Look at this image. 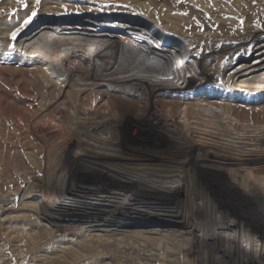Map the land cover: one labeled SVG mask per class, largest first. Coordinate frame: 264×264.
Returning <instances> with one entry per match:
<instances>
[{"label": "bare ground", "instance_id": "bare-ground-1", "mask_svg": "<svg viewBox=\"0 0 264 264\" xmlns=\"http://www.w3.org/2000/svg\"><path fill=\"white\" fill-rule=\"evenodd\" d=\"M62 10L45 7L43 13ZM86 21L79 22L81 28H62L60 35L67 38L51 43L53 54L46 53L50 33L32 32L25 40V51L48 57L49 74L43 73V80L34 78L27 58L3 72L9 77L0 91L10 99L3 107L17 117L9 120L1 114L7 131L2 141L19 153L30 149L33 157L23 159L20 170L23 175L31 170L37 184L25 200L43 196L46 206L38 216L53 227L25 239L30 253H42L41 264H96L103 258L119 264L133 259L137 264H264V148L258 144L259 133L250 130L247 110L224 106L222 98L209 101L211 92L201 82L188 91L187 84L172 83L170 78L195 73L181 69L189 56L161 50L162 39L149 43L153 34L142 31L141 24L118 18V27ZM116 28L133 36V43L122 45L109 35ZM40 30L58 34L51 27ZM251 43V49L263 48L264 35ZM71 56L78 64L72 70L59 61ZM176 56L179 64L169 66ZM2 63L12 65L5 58ZM72 73L78 80L63 83ZM161 75L166 78L151 80ZM249 113L261 115L256 123L264 121V107ZM130 114L168 140V155L126 146L128 136L131 141L147 136L133 125L131 133L121 128ZM23 182L17 180L19 186ZM29 217L13 221L33 227ZM66 222L72 224L60 225ZM75 230L87 235L76 242L54 238ZM20 232L11 231L14 237H5L6 242L18 243ZM65 241L73 246L57 251ZM17 246L19 256L22 246Z\"/></svg>", "mask_w": 264, "mask_h": 264}, {"label": "rangeland", "instance_id": "rangeland-1", "mask_svg": "<svg viewBox=\"0 0 264 264\" xmlns=\"http://www.w3.org/2000/svg\"><path fill=\"white\" fill-rule=\"evenodd\" d=\"M66 5L77 10L71 12L60 7ZM45 7H55L57 10H63L60 14H44L43 9ZM116 18L141 24L138 27L142 31L147 32L149 30L148 33L153 34V37L149 39L150 41L148 40L149 43L155 44L157 40L162 39V42L158 44L161 50L189 56L188 63H181V69L184 72L194 71L195 73L190 75L191 78L178 75L169 80L172 83L176 82L178 85L187 84L186 91L194 84L201 82L211 92V94L206 93L210 94L209 101L217 102V98H222L221 102L224 106L244 107L247 110L245 115H248L252 120L250 130L259 133L258 144L261 148H264V121L256 123L261 115L248 114L249 110H260L264 107V90L256 92L253 89L257 85L264 87V47H260L258 50L251 49L252 40L264 35V0H0V90L2 89L1 85L5 84L3 81L9 77L7 73L3 72L15 69V63L24 58L29 59L30 66L28 68L31 72L33 71L35 79L43 80V73L45 75L49 74L47 68L50 64L45 52L32 53L31 51H25L23 48L27 43L25 40L31 36L33 37L34 33L42 31L51 34L45 46L46 53L53 54L51 43H55L57 39L67 38L66 35H60L65 33L61 30L62 28L84 27L79 23L83 20L89 21L88 23H92V20L100 23L106 21L104 23L118 27L115 25H121V23L114 21ZM52 20L55 23L49 24ZM48 21L50 22L48 23ZM50 27L55 28L58 34L40 30V28L48 29ZM71 30L69 33L72 32ZM109 35L113 36L122 45L133 43V36L128 37L119 28L112 30ZM66 46L68 47V45ZM139 46L143 45L139 43ZM3 58L12 61V65L10 67L5 66L2 63ZM59 61L64 62V66L70 68V70L78 66L72 56L61 58ZM89 63V61H83L81 64ZM176 64H179L177 56L169 62V66L172 67ZM74 76L73 73L67 75L68 78L65 79L64 77L63 83H66L68 79L78 80V77ZM50 77L56 80L59 75H50ZM251 77L254 79H249V83L248 78ZM18 78L20 76H17L15 80H18ZM164 78L166 76L161 75L157 79L152 78L151 80H163ZM9 87L12 89L15 86L10 83ZM240 88L243 91H240ZM199 96H202V94ZM200 99L201 97L198 98V100ZM9 100V97L4 96L0 91V264H41L42 253L36 250L31 254L29 244L26 246L24 244L25 239H29L31 235L39 230H52L53 227L46 221L39 219L38 216L40 208L46 206L42 201L43 196L25 200L27 193L31 192L32 187L37 184L31 179L34 176L31 170H28L24 175L20 170L22 168L20 162L23 159L28 161L33 157L31 151H29L30 149L25 148L24 152L19 153L18 150L8 147L9 145L4 144L2 141L3 136L6 135L4 133L7 131L1 125L4 119L1 114L7 115L9 120L17 117L14 110L3 107H6L5 103ZM2 108L3 111H1ZM131 115L125 118L121 128L128 129L131 133V125H133L145 130L147 136L140 139V141H131L128 136L126 138L130 141L125 140L126 146L142 145L146 150H150L149 153L156 156L158 154L168 155L170 153L168 140L159 139V133L153 131V127L133 120ZM225 126L227 125L225 124ZM248 135L250 134L246 136ZM10 136L14 140L13 132ZM76 150L74 148L73 155L75 158ZM84 168L82 166L83 170ZM18 179L24 181L20 186L17 183ZM155 193L161 194L159 190H156ZM25 215L30 216L27 220H31L30 224L33 227H19L13 221L18 219L25 222L26 218H23ZM52 224L57 225L54 221ZM68 224L72 223H60V225L65 226ZM17 229L21 231L18 235L19 242H6L5 237L6 239L7 237H14V234L10 235V233ZM135 230L137 232L141 231L139 229H118L120 232H134ZM78 231L60 233L54 238L57 240H70V242L84 239L87 233L82 234ZM94 234L97 236L102 235L101 233ZM159 237V235L153 236V238ZM19 245L22 246V253L18 256L15 246L19 247ZM72 246L71 243L65 241L60 243L57 246L58 250H56L60 251ZM127 257L134 258L132 255ZM133 260L132 264L140 262ZM68 261L69 264H76L72 260ZM113 261L103 258L96 264H119L113 263Z\"/></svg>", "mask_w": 264, "mask_h": 264}, {"label": "snow or ice", "instance_id": "snow-or-ice-1", "mask_svg": "<svg viewBox=\"0 0 264 264\" xmlns=\"http://www.w3.org/2000/svg\"><path fill=\"white\" fill-rule=\"evenodd\" d=\"M12 38L14 39L15 37L13 36Z\"/></svg>", "mask_w": 264, "mask_h": 264}]
</instances>
